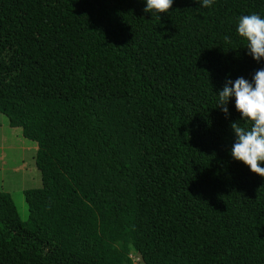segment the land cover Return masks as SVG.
<instances>
[{
    "label": "trees",
    "instance_id": "trees-1",
    "mask_svg": "<svg viewBox=\"0 0 264 264\" xmlns=\"http://www.w3.org/2000/svg\"><path fill=\"white\" fill-rule=\"evenodd\" d=\"M145 8L0 0V112L40 173L26 220L0 190V264H264V177L217 108L264 68L237 32L264 0Z\"/></svg>",
    "mask_w": 264,
    "mask_h": 264
},
{
    "label": "clouds",
    "instance_id": "clouds-1",
    "mask_svg": "<svg viewBox=\"0 0 264 264\" xmlns=\"http://www.w3.org/2000/svg\"><path fill=\"white\" fill-rule=\"evenodd\" d=\"M201 7L210 8L215 0H196ZM173 6V0H146L145 12L166 13ZM238 35L246 41L249 54L260 62L264 59V18L257 13L244 15L239 19ZM226 39H228L226 37ZM218 95V107L226 115L228 104L235 98V107L241 113V120L231 127L236 136L231 154L243 162L255 174L264 177V68L255 72L252 81L239 77L228 79ZM244 121L245 124H241Z\"/></svg>",
    "mask_w": 264,
    "mask_h": 264
},
{
    "label": "rangeland",
    "instance_id": "rangeland-1",
    "mask_svg": "<svg viewBox=\"0 0 264 264\" xmlns=\"http://www.w3.org/2000/svg\"><path fill=\"white\" fill-rule=\"evenodd\" d=\"M24 143L35 144L22 135L19 126H10L7 116L0 112V190L10 193L22 220L28 216L23 188L40 185V173L33 167L34 150L24 148ZM137 264L144 263L140 261Z\"/></svg>",
    "mask_w": 264,
    "mask_h": 264
},
{
    "label": "crops",
    "instance_id": "crops-1",
    "mask_svg": "<svg viewBox=\"0 0 264 264\" xmlns=\"http://www.w3.org/2000/svg\"><path fill=\"white\" fill-rule=\"evenodd\" d=\"M7 122H8V120H7ZM24 148L26 147V148H30V149H32V150H34L33 151V153H32V156H33V154H34V152H35V149H36V144H26V143H24ZM22 146V147H23ZM31 159V158H30ZM33 159V167H34V170L37 172V167L35 166V163H34V157L32 158ZM32 164V163H31ZM38 174H39V172H37ZM40 175V174H39ZM38 184H40V180H39V183ZM36 186H38V185H36ZM32 187H35V185L34 186H32ZM26 188H29V187H25V188H23V190L24 189H26ZM4 191V190H3ZM142 261L140 258H138V261H136V263H134V264H137V263H139L140 261Z\"/></svg>",
    "mask_w": 264,
    "mask_h": 264
},
{
    "label": "built area",
    "instance_id": "built-area-1",
    "mask_svg": "<svg viewBox=\"0 0 264 264\" xmlns=\"http://www.w3.org/2000/svg\"><path fill=\"white\" fill-rule=\"evenodd\" d=\"M130 257L132 258V264H134L135 260H136V259L138 260V258H139L138 255L133 254V253H130Z\"/></svg>",
    "mask_w": 264,
    "mask_h": 264
}]
</instances>
